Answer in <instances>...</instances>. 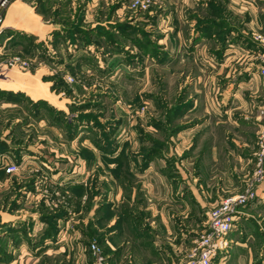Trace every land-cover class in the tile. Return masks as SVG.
I'll list each match as a JSON object with an SVG mask.
<instances>
[{"label":"rangeland","instance_id":"rangeland-1","mask_svg":"<svg viewBox=\"0 0 264 264\" xmlns=\"http://www.w3.org/2000/svg\"><path fill=\"white\" fill-rule=\"evenodd\" d=\"M172 1L176 2L153 0L148 9L135 10L131 0H24L23 6L11 10L8 18V9L3 12L0 81L15 84H0V89L20 95L14 101H0V143L8 149L0 152V264H11L18 255L17 245H21L20 233L24 232L21 227L15 231V241L10 237L13 242L7 234L12 232L2 228L8 224L5 218L12 212L21 216L28 209H34L40 213L43 203L50 213L66 211L67 217L57 220L58 225L62 224L75 210L99 208L106 203L102 195L106 189L103 180L107 176L116 178L115 175L122 172L130 175L133 182L135 175L131 171L142 174L153 161H156L154 171L161 175L174 173L179 178L177 182H181L177 166L191 176L196 175L201 161L195 159L187 165L185 156L190 157L192 151L180 150L182 136L188 133L195 136L194 143L203 145L209 141H205V135L211 136L213 132L217 137L226 130L217 145L228 152L230 144H234L227 139L232 138L235 131L232 121L238 122L236 136L243 143L240 130H244L248 143L247 150L242 148L238 152L247 154V165L241 173L238 189L226 191L223 198L244 192L250 186L260 157L264 86L261 83V90L252 101L247 113L249 119L240 115L242 109L237 110L240 117H233L232 121L215 117L212 97L219 92L218 83L213 86L210 70H200L203 64H208L201 52H213L214 47L206 44L207 49H203L202 40L196 41L190 28L200 34L206 32V36L215 33L214 44L220 48L221 55L231 44L239 43L260 66L262 61L258 54L263 46L257 36L264 35V0H248L251 8L247 3L246 21H243L244 16H234L228 7L230 0H195L197 4L190 10L186 9L187 4L183 9L181 1L178 7ZM172 7L184 10L176 16L175 22L186 38L170 36L171 21L167 14ZM192 10H196L197 16ZM249 16H252L251 25ZM194 21V27H190ZM217 57L218 54L215 61ZM195 96L198 102L194 109ZM207 98L210 101H206ZM39 100L46 102L45 107L39 109L33 105ZM223 106L221 103L222 110ZM182 131L185 135L181 136ZM224 153L222 150L221 154ZM44 155L54 156L55 165ZM6 162L17 163L20 170L8 174ZM207 162L203 172L209 175L215 168L208 157ZM74 179L77 180L72 181ZM73 185L82 187L74 190ZM110 186L109 191L114 193L115 184ZM144 189L147 192L148 187ZM70 196H75L74 203ZM110 196L113 200L109 201L116 202L114 195ZM253 204L252 216L242 217ZM210 209L205 216H200V221L203 220L199 231L189 234L185 225L181 228L178 223L179 234L184 232L193 244H188L189 251L173 252L175 264H186L190 250L207 228ZM239 214L226 236L227 250L214 258L213 264H264V197L258 193ZM113 215L124 218L125 222L131 219L130 214L113 212ZM136 219V222L129 221L127 227L115 221L121 233L126 230L125 234L120 233L122 239L129 241L125 243L122 264H150V259L156 264H172L163 262L168 251L165 243L168 239L164 238L170 235L162 230L156 233L160 238L157 236L158 244H154L158 255L155 257L156 251L148 247L141 249V240L131 232L132 228H143L139 232L150 241L144 231L150 220L141 222L138 216ZM98 223V227L94 222L85 227L88 237L84 250L95 259L91 244H97V253L111 264L110 256L116 252L107 242L100 243V238H105L109 232L100 231L102 224ZM16 224L25 225L26 221ZM27 228H31L29 238H35L38 223L33 221ZM6 255L13 258L4 263L2 258Z\"/></svg>","mask_w":264,"mask_h":264},{"label":"crops","instance_id":"crops-1","mask_svg":"<svg viewBox=\"0 0 264 264\" xmlns=\"http://www.w3.org/2000/svg\"><path fill=\"white\" fill-rule=\"evenodd\" d=\"M179 1L182 2L181 7L183 9L186 4L188 5L186 9L189 10L190 7H194V3L197 4L195 0H176V2L172 1V3H175L176 7H178ZM24 3L25 2L23 1L14 2L8 8L6 17L8 18L11 10L22 7ZM247 3H250L251 8V2L248 0H230L228 7L231 12L234 13V16L238 14L244 16L243 21H246ZM183 9L178 11L175 7H172L167 14V19L171 21L169 26L170 36L174 34V38H186V35L182 33L181 27H177V22H175L176 16L179 17L183 13ZM192 13L195 14L196 10H192ZM249 20V25H251L253 23L252 16H249ZM194 25L195 21L190 24V27H194ZM244 28L242 29L244 30ZM193 29L194 28H190V34L196 38V41L202 40L203 45H205L203 46V49H207L210 44L214 47L213 52L210 50H207L206 52L204 50L201 52L202 57L205 58L204 60H206L208 64H203V67L200 68L201 71L204 69L211 71L213 86L216 82L218 83L219 92L216 96L214 95L212 97V103L214 106L213 114L219 120L223 117L224 119H230L232 121L233 117L236 119L240 117V115H244L245 119H249L250 117L247 116V113L250 112L252 101L254 100V97H257V94L262 87V81L258 74L259 65L254 62L252 55H250L246 49L240 47L239 43L231 44L221 55L219 51L220 48H217L214 44L215 40L213 37H215V33L213 36H206V32H201L200 34L195 32V30L193 32ZM243 35L246 37V31H244ZM171 38H173V36ZM207 52L209 56L212 55L213 57H209L206 54ZM216 54L219 56V58L217 57V61H215ZM193 99L196 105L198 99L196 96ZM206 101H210V99L207 98ZM221 103L225 106H223V110L221 109ZM195 107H197V105L194 106V109ZM238 109H242L243 111L240 115L237 114ZM207 111L210 113L209 110ZM218 123H220V121H218ZM232 123L233 126H235V131L232 129L235 135L232 134L233 137H227V139L234 141V144H230L231 148L228 152L226 149L222 148V145H217V142L219 143L222 140V135H226V130L223 134L220 132L217 137L214 136L215 134H213V132L211 133V136L205 135V141L212 140V142L210 141L211 143H208V141L203 145L202 143H194L193 139L195 136H192V134L188 133L186 136H182L183 134L185 135V132L182 131L180 135L183 137V140L180 145V150L181 152L188 150L192 151L190 157L185 156V161H183L187 165H190L191 161L195 159L201 161V163H198L199 166L197 167L199 169L197 170L196 175L191 176L177 166L178 170H176V172L179 173L181 177V182H177L179 178H176V176L173 175L174 173L168 172L161 175L154 171V164H156V161H153L149 168L142 174H137L134 170L131 171L129 169L135 175L132 177L134 180L133 182H131L129 178L130 175L128 176L122 172L119 175H115L116 178H109L107 176L106 179L103 180L106 189L105 194L102 195V198L107 199L106 203H103L102 205L100 204L99 208L89 207L85 209L81 208L78 211L75 210L74 213L69 215L62 224L60 222L55 238L47 237L41 243H37L36 246H33L34 239H31V237L29 238L28 236L30 235L31 228H27V226L30 224L32 225L33 221H35L38 223L39 230L36 235L44 230L47 227V224L40 218V213L34 209H28L25 213H22L21 216L17 215L16 212H12V214L5 218V221H7L8 224H5L4 227H2L4 231H10L11 229L17 230V228L21 226L26 227L27 231L23 232V234L19 232L21 234L20 237L22 238L21 245H17L18 247L16 248H19L18 255L15 256L11 264H93L94 259L86 254L84 250L85 243H87L86 239L88 237V235L84 233V230L89 222H94L95 226L98 227L99 221L102 224L100 231L105 232L108 230L107 232H109L104 236V242H107V245L116 252L110 256L111 259L109 260V263H124L125 258L123 259V254L125 252V243L128 244L129 241L122 239L121 234H125L126 230H124V233L119 231L120 225H115V221L120 218L114 216L113 212H120L122 215L124 214L126 216L128 214L131 215L129 216L131 219L127 217V219H129L126 220L127 222L124 221V218L119 220L124 224L123 227H127L125 225L128 224L129 221L136 222L137 216L141 222L146 219L150 220L148 225L146 227L144 226V231L147 232L149 239L152 241L146 240V238L141 235V232L139 231L143 230V228L138 230L132 228L131 230L134 237L141 240L139 243L141 249L143 248L145 250L146 247H148L151 250L154 249V251H156L155 245L158 244L156 238L157 236L160 238V235L156 233L160 230L170 235L164 238V240L168 239V241H165L168 245V251L165 254L166 259H163V262L175 264L174 253H177V251H186L190 247L188 244H193V240H188V238H186L187 235L184 232L179 234L178 223H181V228L185 225V230L189 234H191V232L199 231L203 220L201 219L200 221V216H205L206 212L224 197L226 191H236L238 189L236 187H239L237 184L241 182V173H243V169L247 165L245 161L247 154L238 151H241L242 148L247 150L248 143H246L244 139L246 133L244 130H240V140L244 142H239V138L236 136L238 130L237 126H239V124L234 120ZM193 130L194 128L191 131ZM228 131L230 133L229 129ZM210 137H212V139ZM205 141H203V143ZM52 150L55 151V148ZM222 150L225 152L224 154H221ZM44 157L47 159L50 158L47 160L49 162L54 158V156L49 157L47 155H44ZM207 157L212 164L214 163L215 168L209 175L207 171L203 172L208 166ZM53 163L54 160L51 164ZM54 165L55 164L52 166ZM50 168L52 169L51 166ZM175 178L177 180H175ZM60 179L62 181V177ZM76 180L77 179H74L72 181ZM111 183L116 186L114 193L109 191V189H112L110 186ZM208 183L209 185L205 189L204 185ZM210 183H212V185H210ZM72 184L73 182L71 185ZM146 186L148 187L147 192L144 189ZM258 193L261 197H264V182L261 184ZM110 195H114L116 202L112 203L109 201L111 198ZM75 200V196H70L71 203H74ZM111 200H113V197ZM254 205L255 204L247 208L242 217L245 215L246 218L252 216L251 213L254 210ZM109 213H112L111 216L106 218ZM17 221H26V224L17 225ZM58 221H60V219H58ZM39 223L44 224L41 226ZM19 230L20 229L17 231ZM117 231H119V233L115 234ZM128 231H130L129 228ZM7 234L9 238L11 235H15V233L11 234L8 232ZM110 235L112 236L110 237ZM177 237L178 240L175 241ZM113 240L116 241L115 244L117 245L113 244ZM231 242L234 243L233 239ZM32 247L36 248L33 249ZM154 253L155 254L153 255L155 257L158 256L156 255L157 251ZM132 257L133 256L131 255V258ZM150 261L148 263L156 264V262H153L151 259ZM129 262L132 263L131 260H129Z\"/></svg>","mask_w":264,"mask_h":264},{"label":"built area","instance_id":"built-area-1","mask_svg":"<svg viewBox=\"0 0 264 264\" xmlns=\"http://www.w3.org/2000/svg\"><path fill=\"white\" fill-rule=\"evenodd\" d=\"M16 1L24 0H0V35L4 28L3 12ZM152 2L153 0H131V7L135 10H146L151 6ZM257 40L261 42L263 46V50L258 54L262 61V64L258 67V74L264 86V35L259 34ZM262 113L264 114V96ZM259 139V163L258 168L254 172L250 186L244 192L223 198L217 206L210 209L207 228L203 234L198 237L199 239L196 244L190 250L186 264H213L214 258L220 256L227 250L229 241L226 236L234 227L240 215L241 208L256 199L258 196V188L264 182V127L260 133ZM19 170L20 166L17 163H5V171L8 174H15ZM91 247L96 255L94 264H107L105 258L100 253H97L99 251L98 249L96 251L97 244L92 243Z\"/></svg>","mask_w":264,"mask_h":264},{"label":"trees","instance_id":"trees-1","mask_svg":"<svg viewBox=\"0 0 264 264\" xmlns=\"http://www.w3.org/2000/svg\"><path fill=\"white\" fill-rule=\"evenodd\" d=\"M2 87V86H0ZM4 88V87H3ZM17 95H20V94H17V93H14L12 91H8V90H3V89H0V101H14V100H17L19 96ZM24 101V100H23ZM45 103L43 100H39L38 102H34L33 105L34 106H38L39 109H41V107H45ZM6 146V145H5ZM3 143H0V152L2 151H5V150H8L7 147H5ZM72 187V186H71ZM80 187H82L81 185H73V189L74 190H77L79 189ZM15 207H17V205L15 204ZM39 211H40V218L47 224V227L42 230L38 235H36L35 238H33V246H36L37 243H41L45 238L47 237H51V238H55L56 235H57V232H58V219L61 218V217H67V214H66V211L65 210H59L58 212L56 213H50L49 210H47V208L45 207V205L43 203H41V206L39 208ZM111 215L110 213L106 216V218H109ZM22 228V231L26 232L27 231V228L24 227V226H21ZM12 233H15V229H11L10 230ZM95 234H97L96 230H94ZM13 241H15L16 239L14 238L15 235H11L10 236ZM40 239V241H39ZM100 243H103L104 242V238H100ZM2 245V241L0 240V246ZM16 245V244H15ZM42 249V248H40ZM7 254V253H6ZM7 256V255H6ZM13 256L12 255H8L7 257L5 258H2V259H5L3 262L6 263V262H10L12 260Z\"/></svg>","mask_w":264,"mask_h":264},{"label":"bare ground","instance_id":"bare-ground-1","mask_svg":"<svg viewBox=\"0 0 264 264\" xmlns=\"http://www.w3.org/2000/svg\"><path fill=\"white\" fill-rule=\"evenodd\" d=\"M0 82H1L0 84L3 85V86H10V85H14L15 84L14 82L11 83L10 81H6V80H2Z\"/></svg>","mask_w":264,"mask_h":264}]
</instances>
